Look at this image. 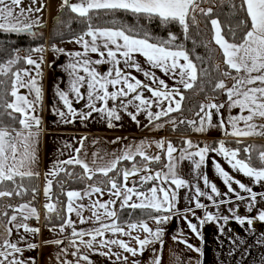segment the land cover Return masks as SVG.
<instances>
[{"label":"crops","instance_id":"0c3cea01","mask_svg":"<svg viewBox=\"0 0 264 264\" xmlns=\"http://www.w3.org/2000/svg\"><path fill=\"white\" fill-rule=\"evenodd\" d=\"M64 1L55 0L53 11L52 0H0V31L48 24ZM66 1L78 15L120 8L179 19L194 2ZM244 3L251 27L241 43L228 42L211 20L213 41L239 82L182 137L161 133L156 121L180 109L181 90L195 79L183 51L91 28L25 56L10 103L21 128L0 129V180L38 175L40 191L38 207L20 201L4 223L0 264H264V169L224 142L258 144L264 163V0ZM139 158L161 162L124 171L119 185L66 190L63 218L49 222L58 205L53 183L68 167L94 178ZM151 179L158 183L138 189ZM127 207L160 214L118 225Z\"/></svg>","mask_w":264,"mask_h":264},{"label":"trees","instance_id":"16d2710c","mask_svg":"<svg viewBox=\"0 0 264 264\" xmlns=\"http://www.w3.org/2000/svg\"><path fill=\"white\" fill-rule=\"evenodd\" d=\"M55 17L57 20L48 26L47 35L31 36L15 31H0V68L9 62L13 63L7 70L0 71V129L21 128V115L11 109L10 103L14 78L26 66L25 56L34 53L36 48L45 43L70 40L91 28H110L122 30L129 36L166 49L183 51L193 63L195 79L190 88L181 90L183 101L180 109L156 121L163 126L160 132L165 135H190L196 124L204 119L208 108L221 105L239 82L238 72L225 62L222 51L213 41L211 20H218L223 37L233 44L241 43L251 27L244 0H194L185 19L120 8H97L78 15L68 7ZM178 140L182 139L173 138L174 142H181ZM224 142L238 153L240 159L251 161L264 169V163L258 161V154L262 152L258 144L249 145L247 141L233 139ZM160 162L161 159L141 161L140 158L123 161L111 174L94 178L85 177L80 167H68L66 173L60 174L53 183L54 198L58 205L57 210L50 214L52 218L49 222L58 224L63 218L66 190L87 184L106 187L110 180L119 185L124 171L141 168L143 164L157 168ZM70 170L74 177L67 176ZM157 183L156 179H151L140 183L138 189L144 190ZM39 191L38 175L0 180V236L5 234L4 223L16 212L18 202L28 201L38 207ZM159 214V211L148 208H122L118 211L117 223L124 225Z\"/></svg>","mask_w":264,"mask_h":264},{"label":"rangeland","instance_id":"374dc122","mask_svg":"<svg viewBox=\"0 0 264 264\" xmlns=\"http://www.w3.org/2000/svg\"><path fill=\"white\" fill-rule=\"evenodd\" d=\"M54 4H55V0H52V10H53V8H54ZM58 4H59V0H58ZM63 7L62 8H65V7H67V1L65 0L64 1V3H63ZM62 10V9H61ZM60 10V11H61ZM54 11V10H53ZM59 11V12H60ZM159 13H161V11H158ZM2 13H4V11H2L1 13H0V17H2ZM20 15V14H19ZM54 15H56V13H54L52 16H54ZM57 20V18L56 17H54L52 20H50V22L47 24V23H45V24H41V25H38V26H34V27H32L33 28V30H34V33H27V34H29V35H31V36H36V35H40V34H45V35H47V32H48V26L50 25V24H52L53 22H55ZM18 32V33H20L19 31H20V29L18 30V28L17 29H15V30H13V32ZM212 37H213V35H212ZM37 49V48H36ZM13 63H11V62H9L8 64H6L5 66H2L1 68H0V71H2V70H7L8 68H10L11 67V65H12ZM138 160V159H137ZM136 162H139V161H136Z\"/></svg>","mask_w":264,"mask_h":264},{"label":"water","instance_id":"95a60500","mask_svg":"<svg viewBox=\"0 0 264 264\" xmlns=\"http://www.w3.org/2000/svg\"><path fill=\"white\" fill-rule=\"evenodd\" d=\"M19 32L22 34H27V33H34V30L32 27H27V28L21 29Z\"/></svg>","mask_w":264,"mask_h":264}]
</instances>
